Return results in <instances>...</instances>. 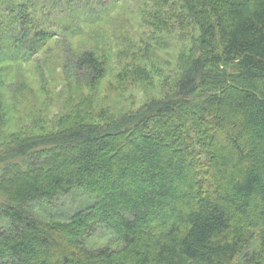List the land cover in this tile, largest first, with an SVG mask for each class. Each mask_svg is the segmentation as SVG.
I'll return each instance as SVG.
<instances>
[{
    "label": "trees",
    "instance_id": "obj_1",
    "mask_svg": "<svg viewBox=\"0 0 264 264\" xmlns=\"http://www.w3.org/2000/svg\"><path fill=\"white\" fill-rule=\"evenodd\" d=\"M79 1L73 20L59 18L63 25L26 4L0 20V220L9 226L0 230V260L264 264V0ZM118 10L139 16L148 42L130 53L131 70L149 94L158 78L163 93L120 117L76 94L54 121L30 110L35 132L17 128L8 103L27 85L13 65L53 42L67 58L64 75L96 97L108 70L99 47L127 57L124 48L135 46L111 24ZM117 88L126 94L122 81ZM74 190L94 198L92 215L77 211L61 222L29 211ZM97 225L120 246L87 249Z\"/></svg>",
    "mask_w": 264,
    "mask_h": 264
},
{
    "label": "rangeland",
    "instance_id": "obj_2",
    "mask_svg": "<svg viewBox=\"0 0 264 264\" xmlns=\"http://www.w3.org/2000/svg\"><path fill=\"white\" fill-rule=\"evenodd\" d=\"M2 1L4 3L0 1V20L1 18L3 19V12H8V7L13 5L16 7L17 4H19V6H24V4H26L30 9L29 11L33 14L40 16L44 13L46 20L49 19L51 22L54 21L59 25L65 24L60 21L59 18L73 20L75 18V13H77L79 7L83 3V1L79 0ZM96 1L101 2L103 5L110 3V0ZM41 7L43 12H41ZM115 16L116 17L111 24H115L116 27L121 28L124 34L126 32L133 37V44L135 46L133 48L125 47L127 44H124V50L128 53L127 57L121 55L122 49L116 50L119 54L115 57V55H111L110 52L108 53L109 46H105V49L99 47L100 54H103L101 58L107 60L108 70L102 82L97 86V88H99L96 97L94 96V98L91 97L90 91L85 85L74 79L73 74L71 75V78L64 75L62 63H65L67 58L60 54L58 50H55L57 46L53 42L48 44L49 46L45 49V53L42 52L40 54H35L32 57V61L27 63L22 62L17 67L13 65V69L11 70L14 71V76H18L19 79L24 80L27 85V91L25 94H22L21 92L15 93L14 90L8 103L11 107L7 112L8 116H10L11 122H13L17 128L25 127L23 128L24 130L35 132V128L32 126V121L28 118L30 110L40 113L42 119L51 118L53 116L54 121L57 112L63 108L68 97H76V94L78 96L84 94L86 98L89 97L92 99L95 104L90 105V107L96 109H100L97 107L107 108L109 109V112L112 113L111 116L120 117L125 111L138 108V106L146 100L144 96L149 98L150 95H160L163 93V85L158 78L155 76L152 77L154 78V81H158L160 84L155 83L154 89L152 90L153 94H149L143 80L144 78L142 77L139 80V76L136 73L137 71L131 70V65H134L137 62L132 60L130 53L133 52L135 55L141 53L137 49L148 43L142 40L144 27L139 26V22L137 21L139 16L130 17L127 13H119V10L115 12ZM128 17L131 20L129 23H127ZM71 40L74 42H81L82 38H74ZM88 43H90V40H88ZM56 44L58 46L61 45L62 51L66 46L65 50H68L69 52H72L71 50L74 46L65 44V41L62 40L56 41ZM83 47L86 46L83 45ZM18 52L22 53L21 50ZM151 57L155 59L154 56ZM170 64H173V59L170 61ZM119 72L122 73L121 77L118 76ZM121 81L124 83L127 91L125 92L126 94L119 95L116 86L121 85ZM28 90L31 91L33 97L30 96ZM77 90L81 92L77 93ZM34 94L36 95L34 96ZM37 100L44 101L36 103ZM93 199L92 196L83 191L74 190L69 194L60 195L50 201L30 203L29 211L38 219L62 222L67 221L69 217L77 211H86L89 215H92L93 211L89 207L93 203ZM8 227V224H6L4 220H0V230L5 231ZM8 233L11 232L9 231ZM84 245L89 250H95L104 246L116 249L120 246L114 234L107 231L102 225H97L91 234L85 237ZM0 264L5 263L0 260Z\"/></svg>",
    "mask_w": 264,
    "mask_h": 264
}]
</instances>
